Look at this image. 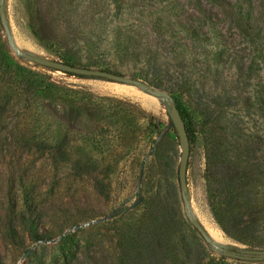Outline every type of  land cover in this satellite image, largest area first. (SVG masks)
<instances>
[{
    "label": "rangeland",
    "instance_id": "rangeland-1",
    "mask_svg": "<svg viewBox=\"0 0 264 264\" xmlns=\"http://www.w3.org/2000/svg\"><path fill=\"white\" fill-rule=\"evenodd\" d=\"M63 1L70 10V2L74 0H56V4L65 5ZM46 4L47 0H6L5 10L12 37L20 50L28 55L58 59L47 41L55 42L50 35L72 26L69 22L71 12L64 7L61 11L55 10V15L61 18L56 25ZM119 26L143 34L144 43L149 42L152 50L158 52L161 67L155 71L149 67L141 70L123 65L108 51L96 54V59L104 58L113 70L140 80L142 72L149 76L156 72L164 85L149 86L174 100L166 86L175 85L192 118L199 122L205 120L206 112L213 110L216 116L227 114L264 134V51L242 34L218 7L208 0H114L106 21L87 28L83 35L96 41L100 35L106 50H111L110 32ZM189 26L200 32L202 40L187 35L183 29ZM0 37V45L6 42L14 61L46 73L52 82L127 100L150 115L140 120L141 132L128 155L114 158V168L101 175L97 183L67 169L65 163L69 159L64 150L42 157L39 146L10 134L11 121L0 123L2 264H113V260L115 264L124 248L121 233L129 217L133 212L143 213L144 203L151 195L161 199L158 201L161 208L167 212L179 208L189 221L179 182L181 146L164 96L154 95L134 84L78 76L39 65L13 49L1 20ZM76 44L83 45L82 38H78ZM162 138L165 154L157 166L153 141ZM206 188L205 148L201 141H191L187 191L191 213L218 246L206 243L199 235L207 249L206 261L212 257L220 264H264V259L227 255L228 251L236 249L263 248H248L223 231L211 211ZM24 189L35 199L33 207L42 216L39 225L41 231L49 235L48 239L34 241L25 237L22 242L8 235V226L23 235L17 214L22 209ZM84 207L91 210L89 217L78 226L67 225L69 215ZM167 227L165 221L160 222L156 231L163 236L147 240L145 247L148 248H144L141 257L145 261L143 264L150 263V255H147L155 248L162 252L160 257L165 258L168 248L163 242L167 240ZM190 228H195L191 222Z\"/></svg>",
    "mask_w": 264,
    "mask_h": 264
},
{
    "label": "trees",
    "instance_id": "trees-1",
    "mask_svg": "<svg viewBox=\"0 0 264 264\" xmlns=\"http://www.w3.org/2000/svg\"><path fill=\"white\" fill-rule=\"evenodd\" d=\"M208 1L264 51V0ZM60 3L47 0L45 6L56 25L61 18L55 15V10L61 11L63 7L67 10L69 6L66 1H63L65 5L58 6ZM70 4L72 8L68 11L71 12L69 22L72 26L50 35L55 42L47 41L59 60L120 73L113 70L106 59L95 58L96 54L108 51L123 65L141 70L149 67L155 71L161 67L158 52L152 50L149 42L144 43L143 34L129 27L119 26L116 31L112 29L111 50H106L100 35L97 41L83 35L87 28L106 21L114 7V0H74ZM199 9L203 10V7ZM183 30L194 40H202L200 32L194 28L189 26ZM78 38H82L83 45L76 44ZM155 74L149 76L142 72L140 77L148 85L162 87L164 81ZM166 89L174 95L185 119L190 141L199 140L205 148L206 190L214 218L223 231L237 242L248 248L264 249V134L227 114L216 116L213 110L206 112L205 120L199 122L192 118L179 89L172 83ZM0 112L1 124L11 121V135L39 146L42 157L64 150L69 159V162H64L66 168L94 183L101 175L110 173L114 168V158L122 159L128 155L141 132L140 120L150 116L127 100L98 94L84 87L52 82L46 73L14 61L9 46L3 41L0 45ZM163 141V138L153 141L157 166H160L165 154ZM23 193L22 209L17 214L24 229L23 235L13 226H8V235L13 240L20 238L22 242L25 237L34 241L48 239L47 232L41 231L39 222L42 216L33 207L34 197L27 189ZM159 200L156 195L149 196L143 213L133 212V216L129 217L130 221L121 233L124 248L120 250L115 264L145 263L141 257L148 248L145 247L147 240L163 236L157 235L156 231L162 221L168 226L167 240L163 242L168 252L162 259L161 251L156 248L149 250V264H220L212 257L206 261V246L197 229L190 228V222L182 211L175 208V214L173 209L167 212L160 207ZM90 213L88 207L76 209L69 215L67 225L78 226ZM172 215H175V220ZM111 217L114 218V214Z\"/></svg>",
    "mask_w": 264,
    "mask_h": 264
},
{
    "label": "water",
    "instance_id": "water-1",
    "mask_svg": "<svg viewBox=\"0 0 264 264\" xmlns=\"http://www.w3.org/2000/svg\"><path fill=\"white\" fill-rule=\"evenodd\" d=\"M5 1L6 0H0V20H1L4 30L6 31V35H7L10 45L19 55L27 57L31 61L39 65H42L44 67L50 68V69L60 70L62 72H66V73L73 74V75H80L84 77H98V78H104V79H108V80L115 81V82L134 84V85L146 88L148 92L154 95L164 96L166 98V103L171 110L170 118H171L172 124L174 125L177 131L179 141H180V146H181V156H180V164H179V182H180L181 194H182V198L184 201V205H185L186 211L189 216V221L197 229V231L203 237L206 243L216 246L214 241L210 237L209 233L204 228V226L199 221L194 219L191 213V201L189 197L187 196L188 165H189V158H190V153H191V141H190L185 119L183 118L182 113L177 103L171 97L165 95L164 93H160L156 89L151 88L143 80L136 79V78H133L131 76H128L122 73H116V72L108 71L105 69L86 67L82 65H73V64L64 62L62 60H59V59L43 58V57L36 56V55H28L27 53H25L24 51L18 48V46L16 45L12 37V30L10 28L8 18L6 15V10H5ZM227 255L236 257V258L261 260V259H264V249H236L233 251H228Z\"/></svg>",
    "mask_w": 264,
    "mask_h": 264
}]
</instances>
